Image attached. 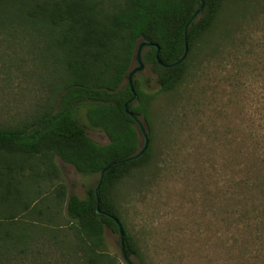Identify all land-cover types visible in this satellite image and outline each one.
Segmentation results:
<instances>
[{
    "label": "trees",
    "instance_id": "obj_1",
    "mask_svg": "<svg viewBox=\"0 0 264 264\" xmlns=\"http://www.w3.org/2000/svg\"><path fill=\"white\" fill-rule=\"evenodd\" d=\"M233 1L205 0L203 12L188 28L189 52L179 64L165 66L158 60L157 46L144 48L143 62L157 75L161 91L182 83L197 45L215 32ZM200 4L0 0V50L27 61V73L44 90L30 118L0 121V264H117L105 238L107 227L119 231L115 217L125 227L127 254L146 264L122 220L114 190L153 155L156 94L135 74L138 97L130 101L127 75L137 64L141 41L156 43L167 65L180 59L186 49L185 27ZM127 103L144 117L150 136L148 150L130 161L124 159L144 140ZM83 111L87 124L82 122ZM88 127L104 131L109 142L95 140ZM57 157L83 175L98 176L96 183L86 184L84 197L68 191ZM111 163L97 195L100 173Z\"/></svg>",
    "mask_w": 264,
    "mask_h": 264
},
{
    "label": "rangeland",
    "instance_id": "obj_2",
    "mask_svg": "<svg viewBox=\"0 0 264 264\" xmlns=\"http://www.w3.org/2000/svg\"><path fill=\"white\" fill-rule=\"evenodd\" d=\"M28 69L0 50V121L30 118L41 101ZM136 76L156 94L153 155L114 193L146 264H264V0L232 2L175 90L161 91L147 65ZM88 132L109 142L100 129ZM56 160L68 191L84 197L98 176ZM105 238L117 264H127L120 232L107 227Z\"/></svg>",
    "mask_w": 264,
    "mask_h": 264
},
{
    "label": "water",
    "instance_id": "obj_3",
    "mask_svg": "<svg viewBox=\"0 0 264 264\" xmlns=\"http://www.w3.org/2000/svg\"><path fill=\"white\" fill-rule=\"evenodd\" d=\"M205 8V0H201V4L198 6V8L196 9L195 13L193 14V16L190 18V20L188 21L186 27H185V35H186V41H185V44H186V49H185V52L183 54V56L176 60L175 62H173L172 64L170 65H167L165 63H163V61L159 58V50H160V47L156 44V43H153V42H150V41H141L137 47V53H136V62H137V66L134 67L130 72L129 74L127 75V78H128V81H129V84H130V88H131V91L133 92V97L131 98L130 101H135L138 97V93L136 92V89H135V86H134V75L143 71L145 69V63L143 62V58H142V54H143V50L145 47H149V46H157L158 47V53H157V57H158V60L161 64L165 65V66H174V65H177L179 64L181 61H183L187 55H188V52H189V46H188V42H187V34H188V28L189 26L201 15V13L203 12ZM126 110L129 114H131L136 122V125L137 127L139 128L141 134H142V137H143V140H144V143H143V146L134 154L128 156L127 158L124 159V161H130V160H135V159H138L140 158L149 148V145H150V136H149V126H148V123L143 120L141 118V116H138L137 114L133 113L129 107H128V103L126 104ZM113 165V163L109 164L106 168H104L101 173H100V176H99V182H98V186H97V189H96V193L98 195V192H99V189L102 185V182H103V179H104V176H105V173L106 171ZM98 212L100 213L101 212V209L99 208L98 206ZM115 220L119 226V232H120V235H121V250H122V253H123V256L125 258V261L127 262V264H136L132 258L127 254L126 250H125V227L123 225V223L121 222V220L118 218V217H115Z\"/></svg>",
    "mask_w": 264,
    "mask_h": 264
}]
</instances>
